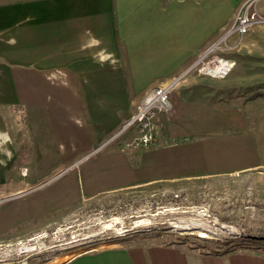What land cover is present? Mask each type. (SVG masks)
I'll return each mask as SVG.
<instances>
[{"label": "rangeland", "instance_id": "obj_1", "mask_svg": "<svg viewBox=\"0 0 264 264\" xmlns=\"http://www.w3.org/2000/svg\"><path fill=\"white\" fill-rule=\"evenodd\" d=\"M249 1L242 0L237 11ZM253 2L264 16V0ZM238 40L228 38L221 45L226 50L216 52L235 62L225 78L187 73L192 63L171 81L177 85L169 95L172 116L162 118L165 143L128 151L125 135L103 146L89 164L53 173L46 167L36 182H23L18 164L0 168V264H61L92 250L160 241L201 254L226 241L264 251L260 240L241 241L248 234L264 237V116L253 112L264 106V24L227 49ZM241 165L258 166L224 174ZM216 172L224 175L155 194L131 192L132 186L87 198L116 185ZM8 174L14 181H2ZM111 174L113 182L107 181Z\"/></svg>", "mask_w": 264, "mask_h": 264}, {"label": "crops", "instance_id": "obj_2", "mask_svg": "<svg viewBox=\"0 0 264 264\" xmlns=\"http://www.w3.org/2000/svg\"><path fill=\"white\" fill-rule=\"evenodd\" d=\"M241 1L0 0V168L18 164L26 172L17 176L27 183L38 181L47 168L53 173L89 164L144 94L170 83L227 30ZM262 105L253 110L261 117ZM171 113L159 117L163 135L162 118L168 121ZM8 125L14 127L9 133ZM224 174L116 185L87 198ZM61 264H264V252L247 246L209 255L160 241L92 250Z\"/></svg>", "mask_w": 264, "mask_h": 264}, {"label": "built area", "instance_id": "obj_3", "mask_svg": "<svg viewBox=\"0 0 264 264\" xmlns=\"http://www.w3.org/2000/svg\"><path fill=\"white\" fill-rule=\"evenodd\" d=\"M253 1L247 2L244 7L242 6L237 11L231 25L222 38L210 46L191 65L187 73L195 70L207 78L220 80L232 71L235 62L228 57L216 54V52L218 50H226L221 45L226 43L227 39L231 37H237L239 40L230 48L227 47V49L236 48L242 37H245L251 28L264 24V16L259 14L255 7H252ZM176 85L177 82L173 81L164 86L154 87L144 94L129 119L121 124L122 126L112 136L107 138L108 140L99 149L117 141L128 133H131V137H129V141L123 144L124 149L128 151L156 145L164 137L159 117L171 113L172 105L169 95ZM25 172L23 170L22 173Z\"/></svg>", "mask_w": 264, "mask_h": 264}, {"label": "trees", "instance_id": "obj_4", "mask_svg": "<svg viewBox=\"0 0 264 264\" xmlns=\"http://www.w3.org/2000/svg\"><path fill=\"white\" fill-rule=\"evenodd\" d=\"M202 179H206V178H198V179H183V180H177V181H159V182H152V183H149V184H146L143 186H139V187H136L134 189H130L131 192H135V191H145V192H148L149 194H155L158 192H161L163 191V189L167 188V187H177L180 186V185H183L184 187L185 186H192L191 184H199L202 181ZM246 240H241V241H249L251 240V242L254 241H257V240H260L262 242H264V237H261V236H255V235H252V234H248L246 235ZM226 244H221L220 247L214 249L213 251L209 252V253H206V254H209V255H222V254H226V253H229V252H232L236 249H239V248H243V247H247V246H238L237 247V244H235V242H231V241H226L224 242ZM168 244H173L172 242L171 243H168ZM252 247V246H250ZM264 252V251H263Z\"/></svg>", "mask_w": 264, "mask_h": 264}, {"label": "bare ground", "instance_id": "obj_5", "mask_svg": "<svg viewBox=\"0 0 264 264\" xmlns=\"http://www.w3.org/2000/svg\"><path fill=\"white\" fill-rule=\"evenodd\" d=\"M200 235H203L204 236V234H200Z\"/></svg>", "mask_w": 264, "mask_h": 264}]
</instances>
